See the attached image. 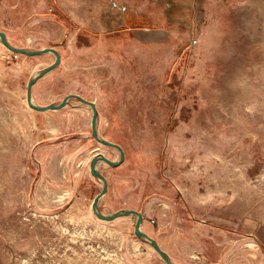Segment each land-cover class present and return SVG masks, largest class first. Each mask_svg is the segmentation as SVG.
Listing matches in <instances>:
<instances>
[{
    "label": "rangeland",
    "instance_id": "obj_1",
    "mask_svg": "<svg viewBox=\"0 0 264 264\" xmlns=\"http://www.w3.org/2000/svg\"><path fill=\"white\" fill-rule=\"evenodd\" d=\"M0 30L125 152L77 97L31 106L57 55L0 37V264H169L96 213V158L98 210L174 264H264V0H0Z\"/></svg>",
    "mask_w": 264,
    "mask_h": 264
},
{
    "label": "water",
    "instance_id": "obj_2",
    "mask_svg": "<svg viewBox=\"0 0 264 264\" xmlns=\"http://www.w3.org/2000/svg\"><path fill=\"white\" fill-rule=\"evenodd\" d=\"M0 37L2 38V41L4 42V44L9 47L10 49L12 50H15V51H22V52H26V53H29V54H38V53H43V52H47V51H54L57 55V60L56 62L47 67L46 69H44L41 73L39 74H35L32 78V80L30 81V83L28 84V88H27V99H28V102L31 106L39 109V110H47V109H50V108H55V109H58V108H61L63 106H65L67 103H68V100L70 97H77L79 98L81 101H84L88 104H90L92 107H93V112H94V117H93V133L95 135V137L106 143V144H110V145H114V146H117L119 149H121L122 151V157L120 160H111L109 159L108 157L106 156H102L101 158L103 160H106L108 161L110 164H113V165H116V164H120L121 162L124 161V158H125V152H124V149L123 147L119 144V143H116V142H113V141H110V140H106L104 138H102L98 131H97V118H98V108H97V105H96V102L94 100H89V99H86L84 98L83 96H81L80 94H76V93H72L70 94L69 96H67L65 99H63L60 103H57V104H48V105H39L37 104L33 99H32V85L35 81H37V79L44 73H46L47 71H49L51 68L57 66L61 60V54L58 50H56L55 48H52V47H48V48H44V49H41V50H29V49H26L24 47H18V46H15L13 45L12 43H10V41L8 40V37L6 35V33L2 30H0ZM98 159L101 160L100 158H96L93 160L92 162V166H91V171H92V174L95 175V176H98L100 177L102 180H103V183H104V186H103V189L98 193V195L94 198V210L96 211V213L103 219H114L115 217H117L118 215L120 214H129V213H137L139 218H138V222L136 224V227H135V231L137 234H140V235H143L145 236L148 240H150L154 247L160 252L163 254L165 260L169 263V264H174L170 257L168 256V254L164 251V249L158 244V242L155 241V239L150 236L147 232H145L144 230H142L141 228V224H142V220H143V214L136 210V209H128V210H124L122 212H118V213H115V214H111V215H106V214H103L101 213L99 210H98V203H99V200L100 198L107 192V189H108V178L106 177V175H104L100 170H99V167H98ZM202 264H214L212 262H204Z\"/></svg>",
    "mask_w": 264,
    "mask_h": 264
},
{
    "label": "bare ground",
    "instance_id": "obj_3",
    "mask_svg": "<svg viewBox=\"0 0 264 264\" xmlns=\"http://www.w3.org/2000/svg\"><path fill=\"white\" fill-rule=\"evenodd\" d=\"M88 104V103H87ZM88 105H90V104H88ZM99 162H98V167H99V165H100V163L102 162L101 160H98Z\"/></svg>",
    "mask_w": 264,
    "mask_h": 264
},
{
    "label": "trees",
    "instance_id": "obj_4",
    "mask_svg": "<svg viewBox=\"0 0 264 264\" xmlns=\"http://www.w3.org/2000/svg\"><path fill=\"white\" fill-rule=\"evenodd\" d=\"M127 23H129V21H127ZM132 26V25H131ZM133 27V26H132ZM136 28H139V26H137Z\"/></svg>",
    "mask_w": 264,
    "mask_h": 264
}]
</instances>
